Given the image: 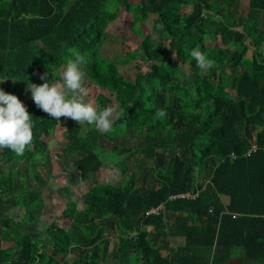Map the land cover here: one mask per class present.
<instances>
[{
    "label": "trees",
    "instance_id": "trees-1",
    "mask_svg": "<svg viewBox=\"0 0 264 264\" xmlns=\"http://www.w3.org/2000/svg\"><path fill=\"white\" fill-rule=\"evenodd\" d=\"M121 9L137 24L149 20L150 28L132 56L112 60L99 49ZM260 14L264 19V0H248L246 15L239 0H0V88L21 100L20 72L28 69L38 85L47 73L55 83L79 52L98 87L94 104L126 107L113 131L102 134L70 118L54 120L26 100L33 143L22 156L0 149V264H225L235 250L248 263L264 264ZM194 48L214 61L212 69L197 67ZM118 62L149 67L130 80ZM59 124L60 151L76 171L93 178L109 168L124 176L114 186L95 179L81 207L77 197L65 200V229L35 216L45 206L39 170L50 154L45 138ZM134 154L140 156L133 161ZM22 162L24 169L14 165ZM15 209L17 217L10 214ZM34 224L41 230L27 232ZM173 237L183 244L162 253ZM57 256L63 259L54 262Z\"/></svg>",
    "mask_w": 264,
    "mask_h": 264
},
{
    "label": "rangeland",
    "instance_id": "rangeland-1",
    "mask_svg": "<svg viewBox=\"0 0 264 264\" xmlns=\"http://www.w3.org/2000/svg\"><path fill=\"white\" fill-rule=\"evenodd\" d=\"M137 1V0H132ZM245 2L246 0H240L239 12L241 14L245 13ZM150 21L142 22L137 24L129 12L125 10H120L118 17L109 23L107 28V39L104 42V46L100 49V54L102 56H108L112 60L117 59L118 57L132 56L135 48L141 41L143 35L149 32ZM248 44L247 42L244 43ZM249 45V44H248ZM251 49V48H250ZM247 51V55L250 54L251 50ZM262 51L264 52V45L262 46ZM171 59L181 65L184 72L188 71L187 63L178 61L175 56L170 55ZM65 59H67L65 55ZM134 60H137L133 56ZM66 64L60 68V74ZM148 63H139L138 66H135L132 62L126 63H117V68L120 74L127 79L133 80L134 73L137 69L145 71L148 69ZM18 81L23 89V96L21 101L26 106V100L31 97L30 90L27 89V84L29 82L33 83L32 79L29 77L28 69L20 72L18 74ZM3 81L0 80V83ZM57 81L55 83H58ZM85 86L89 89V96L85 97V102L89 100L94 103V96L98 90V87L91 83V81L86 76ZM32 98V97H31ZM118 109L123 110V114L126 111V107H121ZM122 114V115H123ZM64 126L58 125L54 130L53 134L45 138V141L50 150L49 158L46 161V164H43L39 167L42 177L45 179V184L43 186L42 194L45 199V206L43 210L36 212L35 216L40 218L46 223H54L59 228L65 229L67 219H64L60 216V209L64 206L65 200H70L74 197H77L78 203L77 206L81 207L80 197L82 194L90 187L94 180H104L108 185L114 186L118 185L124 178L121 174H114L111 169H106L101 171L99 175H95L93 178L83 175L76 171L70 165V159L66 154L61 153L60 147L64 142L63 132ZM127 134L129 131H125ZM132 142L133 138L129 139ZM140 155L134 154L133 161ZM14 165L20 169H24L25 163H14ZM5 168V165H3ZM199 165H195V171L197 172ZM129 172V171H128ZM127 172V174H128ZM223 200L225 201L224 197ZM21 214V209H15L11 212V216L17 217ZM41 228L34 224L32 228L27 230V232L36 233L39 232ZM55 240H57L62 245H67V239L63 234L54 235ZM112 241V238H111ZM2 247L7 248L8 243L2 240ZM60 256L55 257L54 262L62 260ZM111 263V262H110ZM100 264H109L108 262H101ZM225 264H246L244 258L240 253L235 250L232 256L226 261Z\"/></svg>",
    "mask_w": 264,
    "mask_h": 264
},
{
    "label": "clouds",
    "instance_id": "clouds-1",
    "mask_svg": "<svg viewBox=\"0 0 264 264\" xmlns=\"http://www.w3.org/2000/svg\"><path fill=\"white\" fill-rule=\"evenodd\" d=\"M157 28H163V25L158 24ZM190 55L201 71L207 72L214 67V61L199 48L192 49ZM86 63V57L75 52L74 59L67 60L60 82L49 83L48 74L45 73L40 77L44 83L38 85L29 82L26 90H30L37 108L52 119L60 121L61 117L70 118L79 125L94 126L102 134L110 133L123 110L114 106L100 109L90 100L85 102V97L90 94L85 86ZM165 115L163 109L156 112L159 118ZM33 127L31 114L24 103L16 95L0 88V149H10L17 156H22L33 143Z\"/></svg>",
    "mask_w": 264,
    "mask_h": 264
},
{
    "label": "crops",
    "instance_id": "crops-1",
    "mask_svg": "<svg viewBox=\"0 0 264 264\" xmlns=\"http://www.w3.org/2000/svg\"><path fill=\"white\" fill-rule=\"evenodd\" d=\"M239 7H240V0H239ZM247 11H248V0H246V2H245V13L242 14V15H246ZM239 13H240V12H239ZM240 14H241V13H240ZM260 18H261L260 26L264 27L263 14H260ZM107 28H108V26H107ZM106 32H107V30H106ZM107 38H108V37H107ZM103 46H104V43H103V45L101 46L100 49H102ZM262 46H263V45H262ZM262 46H261V48H262ZM100 49H99V53H100ZM105 57L111 59V58L108 57V56H105ZM44 200H45V199H44ZM11 212H12V211H11ZM11 212H10V214H11ZM4 242H6V241H4ZM183 242H184V241H183V238H181V237H173V238H169V239H168V242H167V245H166L163 249H161V252H162V253H166V254H170L172 251L175 250V248H176L177 246L182 245ZM2 243H3V242H2ZM6 243H8V242H6ZM9 247H10V246L7 245V248H5V249H9ZM109 264H114V263H109ZM246 264H253V263H248V262H246Z\"/></svg>",
    "mask_w": 264,
    "mask_h": 264
},
{
    "label": "built area",
    "instance_id": "built-area-1",
    "mask_svg": "<svg viewBox=\"0 0 264 264\" xmlns=\"http://www.w3.org/2000/svg\"><path fill=\"white\" fill-rule=\"evenodd\" d=\"M255 150V146L254 145H252L251 146V148L247 151V155L251 152V151H254ZM233 157H234V155H233ZM233 217L235 216L234 214L232 215Z\"/></svg>",
    "mask_w": 264,
    "mask_h": 264
}]
</instances>
